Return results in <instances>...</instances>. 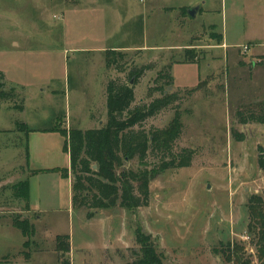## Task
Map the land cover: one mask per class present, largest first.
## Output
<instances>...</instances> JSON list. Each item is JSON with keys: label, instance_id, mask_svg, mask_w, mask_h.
Instances as JSON below:
<instances>
[{"label": "rangeland", "instance_id": "1", "mask_svg": "<svg viewBox=\"0 0 264 264\" xmlns=\"http://www.w3.org/2000/svg\"><path fill=\"white\" fill-rule=\"evenodd\" d=\"M185 1L187 5L192 0ZM220 1H212L217 12L204 19L188 17V26L177 30L170 23L172 16L147 7L151 0H0V71L8 88L16 85L18 94L26 97L24 112L13 110L15 103L0 105V182H4L0 197H5L0 199V264H129L140 252L135 241L139 230L152 236L164 264H234L229 255L232 245L251 264H264V252L249 227L248 210L252 197L264 196V171L258 163L264 155V125H243L236 116L239 109L264 103V55L250 56L264 54V0H246L248 15L239 5L242 0H226L224 6ZM204 23L217 24L231 45L241 47L226 57L212 53L220 31ZM193 31L190 42L199 49L189 47L188 55L185 49L169 50ZM157 44L161 50L138 51ZM115 46L139 49L125 51L119 63L126 73L110 69L108 81L130 84V70L152 66L133 83L137 104L150 102L147 93L158 73L173 64L175 81L166 92H181L185 128L177 147L195 150L192 167L154 176L148 206L100 210L92 220L86 209L73 208L67 178L59 185L54 174L41 176L34 181L33 192L41 186L55 195L57 188L60 198H54L53 209L42 215L30 213L26 201L16 199L14 186L43 162L35 159L29 169L27 137L11 130L17 121L30 129L55 125L64 129L60 117L72 120L74 129L88 130L86 109L95 105L98 120L103 115L106 96L99 84L105 77L104 54ZM250 46H254L251 54ZM189 55L196 64H185ZM174 113L173 109L162 112L145 128H167ZM236 133H243L245 140L237 141ZM44 138L41 133L32 135L34 150L44 146ZM49 145L52 166H65L69 156L62 152L61 142L50 138ZM137 165L136 160L126 167ZM18 217H29L35 236L26 238L14 228ZM67 235L71 250L63 255L56 248L57 237Z\"/></svg>", "mask_w": 264, "mask_h": 264}, {"label": "trees", "instance_id": "2", "mask_svg": "<svg viewBox=\"0 0 264 264\" xmlns=\"http://www.w3.org/2000/svg\"><path fill=\"white\" fill-rule=\"evenodd\" d=\"M181 12L185 16L188 15L187 9H182ZM218 38L221 43L224 37L220 34ZM189 52L190 49L187 55ZM104 56L107 71L114 69L117 72L126 73L119 63L125 59L126 52L109 50ZM188 59L185 64L197 63L190 55ZM172 69L173 64H170L160 70L154 80V86L150 87L147 93L150 102L143 101L141 104L136 103L134 85L152 70L151 65L130 70L128 73L130 84L111 78L106 86L108 121L101 128L86 131L51 129V132L59 133L67 138L64 151L70 155L71 169L60 170V172L63 179L69 178L71 173L73 208L86 209L89 220L94 219L100 210H111L119 206L129 211L148 206L151 199V181L154 176L168 170L192 167L195 150L177 147V142L183 136L185 125L180 110L183 104L181 92H166L167 88L174 85ZM8 87L7 77L0 71V105L4 102L15 103L13 110L23 112L26 108L25 98L18 94L16 85ZM158 93L161 96L154 98V95ZM169 109L175 110V113L174 120L167 128L153 127L150 130L145 128V124L150 119L156 118ZM236 116L239 123L243 125L254 123L264 125V103L253 109H239ZM33 131L26 123L17 121L14 133L27 137L25 145L27 161L30 158L28 136ZM235 136L237 141L245 140L243 133H236ZM136 160L138 167L127 169L126 164ZM258 163L264 171V155H260ZM93 166H97V170H94ZM42 172V170H33L31 176ZM14 193L17 200L26 201L27 208H30L31 185L28 179L19 181L14 186ZM248 210L250 211V230L255 233L260 251L264 252V196L252 197ZM13 226L26 238L35 235V228L28 218H15ZM135 241L140 247V252L129 264H164L150 234L139 230ZM28 245L29 241L24 244V247ZM56 248L61 254L70 252V236L57 237ZM237 249H239L237 245L229 248L233 263L251 264L250 259H245ZM26 259L29 260L30 255L27 254Z\"/></svg>", "mask_w": 264, "mask_h": 264}, {"label": "crops", "instance_id": "3", "mask_svg": "<svg viewBox=\"0 0 264 264\" xmlns=\"http://www.w3.org/2000/svg\"><path fill=\"white\" fill-rule=\"evenodd\" d=\"M143 1H145V0H143ZM208 1H209V3H208ZM212 1L213 0H192L191 2H187V5H185L186 4L185 0H151V2L148 3L147 7H149V5H151V8H153V13L154 12L156 13V11H157L160 14H162V12H163L166 15L172 16V18L170 17L169 20H171V22H170L171 24L172 23L174 24L173 27L175 29H177V30H179V29L184 30L185 27L188 26V21H189L188 17L193 18V20H197L199 17H202V18L204 16L208 17V16L212 15L213 13L217 12V10H216L217 6L216 5L213 6L212 5ZM220 2H221V6H224V3L226 4V0H221ZM239 5L241 7H243V9H242L244 11L243 14L248 15L247 13H249V9H248L249 5L246 3V0H242V2ZM182 9H187V14H188L187 16L182 14V12H181ZM193 9L197 10V14H196L195 17H192L189 14V11L193 10ZM147 11H148V8H147ZM218 13H220V12L218 11ZM148 14H149V11H148ZM166 15H163V18H166L167 17ZM204 26L211 27V29H216V30L220 31V34H222V36L224 37L223 41L221 43H219V40H218L219 44L217 46H212L214 48L212 53H221V54H223L226 57L227 54H228L227 52L236 51V50H234V49H236V47L237 48L241 47L240 44L231 45V43L229 42V39H228L229 37H227V35H226V32H223V28L219 29V26L217 24L204 23ZM195 30H197V29H195ZM172 33H173V30L170 32V34L172 35ZM193 33H194V31L190 35L185 37V38H182V36H181V39H183V40L179 41V40L176 39L178 42L171 44L170 47H169V50L171 52H173V51H178V50H183V49L189 50L190 48L199 49L200 48L199 46H195V44L190 42L191 39L189 37H192ZM252 42H253V39H252V41H250L251 45H252ZM253 47H251L249 49V51H248L249 54H251L250 52H252L251 49ZM161 48H162L161 45L157 44V46H152V48L148 47V46H143L142 49L138 48L139 50L138 49L126 48V47L123 48V47H118V46H115V47H113L112 49H109V50H117V51H121V52L125 53V51H128V50H138V51L141 52V51H147L148 49L149 50L152 49V50L157 51V50H161ZM109 50H107V51H109ZM105 52H106V50H105ZM253 54L254 55H264V54H258V53H253L252 52V54L250 56H252ZM103 64H104V73L103 74H104L105 77H104V80L100 81L99 87L101 88L102 94H105V96L107 97V93H106L107 92V88H106V86H107V83H108V78H107V72L108 71L106 70L105 60H104ZM187 65H189V64H187ZM52 93L59 94V95L60 94H64L65 96L67 95L66 91L61 92V91H57V90H52ZM69 94H70V92H69ZM86 96H87V94L84 93L83 97H86ZM90 96H92V94ZM25 103H26V97H25ZM136 103H137V100H136ZM105 104L104 105L102 104L103 115H102V117L99 120H98L99 117L95 114L97 106L92 105L91 109H86V117H85V119L91 122L90 128H88V130H91V129L94 130L96 128H101V127L106 125L108 120H107V104H106V106H105ZM82 108L83 107H81V109ZM25 110H26V108H25ZM82 111L84 112L83 109H82ZM58 119H62L61 121H63L64 129H68V130L74 129L72 127V122H73L72 120L68 121L67 118L65 120L64 117H60ZM58 119H57V122H58ZM80 120H81V117L79 118V121ZM53 128H56V125L51 127V128H48V129H34V128H32L34 131L32 133H30L29 136H28L29 137L30 158H29L28 161L25 160L26 161V166L28 165V168L31 169V166L33 165L32 163H33V161L35 159H40L43 162L42 167H37V168L31 169V173H32L33 170H42L43 172L39 173L37 175H34V176L30 175V177L27 178L29 180L30 185H31V194H30V199H29V201H30L29 212L30 213L31 212H33V213L37 212V213H40L42 215L43 213L47 212L49 209H53V208H50V207H52V205H50V204L53 203V201H54L53 199L54 198H57L58 200L60 198V192H59V190L57 188H56V190L58 191V193H56L55 195L51 194V190H47V189L41 190V186L39 188H37L36 192L34 193L33 192V186H34L33 183H34V181L35 180L38 181V179H40L41 176H47L49 174L51 176L52 174H54V176H56V178L58 180L57 184L61 185V182L64 181L65 179H63L60 170L71 169L70 168V155H69L68 152H66V153L69 156V159L67 160V163L65 164V166H63V165L59 166L57 164L56 165L53 164L55 166H52L53 162H51V161H52V158H53V153H51L50 149H49V148H51L50 145H49L50 138H57V141L59 143L61 142V144H62V152H64V145H65V142L67 140L66 137H62L59 133L51 132V129H53ZM78 130H80V129H78ZM11 131H14V130H11ZM83 131H86V130H83ZM34 133L35 134L41 133V135H43V137H45L44 139L45 140L47 139L46 143L44 144L43 147H41V149L36 148V150H34V146L33 145L31 146V144H30V140H32V135ZM25 159H26V155H25ZM67 179L69 180V184H70L69 199L72 201V205H73V200H72V185L73 184H72L71 173H70V178H67ZM20 181H22V180H20ZM3 183H4L3 181L0 182V184H3ZM59 185H58V187H59ZM59 189H60V187H59ZM0 199H5L3 194L0 197ZM3 204H2V206H3ZM38 219H41V216L38 217ZM35 235H36V232H35ZM70 239H71V236H70Z\"/></svg>", "mask_w": 264, "mask_h": 264}, {"label": "water", "instance_id": "4", "mask_svg": "<svg viewBox=\"0 0 264 264\" xmlns=\"http://www.w3.org/2000/svg\"><path fill=\"white\" fill-rule=\"evenodd\" d=\"M189 14H190V16L195 17L197 14V10L196 9L190 10ZM131 84H133V83H131ZM93 167H94V170H97V168H98L97 166H93Z\"/></svg>", "mask_w": 264, "mask_h": 264}, {"label": "built area", "instance_id": "5", "mask_svg": "<svg viewBox=\"0 0 264 264\" xmlns=\"http://www.w3.org/2000/svg\"><path fill=\"white\" fill-rule=\"evenodd\" d=\"M139 1H143V0H139ZM243 50L247 52L248 51V48L247 47H244Z\"/></svg>", "mask_w": 264, "mask_h": 264}]
</instances>
